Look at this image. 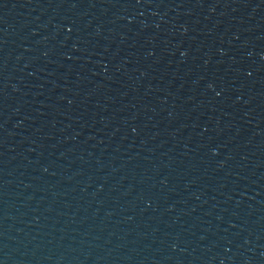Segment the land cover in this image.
Wrapping results in <instances>:
<instances>
[{"label": "water", "instance_id": "obj_1", "mask_svg": "<svg viewBox=\"0 0 264 264\" xmlns=\"http://www.w3.org/2000/svg\"><path fill=\"white\" fill-rule=\"evenodd\" d=\"M0 264H264V0H0Z\"/></svg>", "mask_w": 264, "mask_h": 264}]
</instances>
